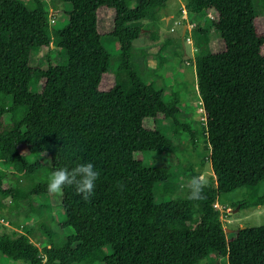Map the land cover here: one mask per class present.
I'll use <instances>...</instances> for the list:
<instances>
[{
  "label": "trees",
  "instance_id": "obj_1",
  "mask_svg": "<svg viewBox=\"0 0 264 264\" xmlns=\"http://www.w3.org/2000/svg\"><path fill=\"white\" fill-rule=\"evenodd\" d=\"M63 1L71 5L59 10L68 19L58 31L66 64L49 57L46 64H34L37 52L50 46L47 7L41 0H34L33 8L22 0H0V161L13 167L11 177L0 170V208L28 201L34 217L47 218L52 204L39 199L53 193L47 181L36 182L44 167L53 172L91 162L100 175L89 201L74 186L63 188L56 205L66 217L56 229L41 226L46 237L41 246L31 238L32 226L21 224L24 232H15L2 224L0 251L26 264L94 259L99 264H264V224L227 231L215 205L221 193L242 186L249 190L238 202L242 208L264 203L258 193L264 181V17L254 0H185L188 12H205L220 34L204 45L196 42V49L206 52L195 56L213 175L203 198L189 199L183 179L178 187L185 193L161 202H155V184L166 192L177 185L167 180L166 166L145 164L143 154L154 152L158 160L175 153L176 130L189 126L179 121V98L165 103L160 89L138 75L131 57L133 41L151 34L166 0H136L134 8L128 0ZM193 28L199 36L206 32ZM153 33L152 41L158 40L159 33ZM103 35L120 43L114 73ZM33 80L36 89L30 91ZM3 95L11 97V105L4 104ZM20 108V119H4ZM164 119L172 120L173 133L160 129ZM33 151L37 157L29 161ZM196 175L192 168L191 176ZM22 179L29 183L26 192L11 183ZM61 232L66 235L56 244L53 236ZM106 245L112 254L103 253Z\"/></svg>",
  "mask_w": 264,
  "mask_h": 264
},
{
  "label": "rangeland",
  "instance_id": "obj_2",
  "mask_svg": "<svg viewBox=\"0 0 264 264\" xmlns=\"http://www.w3.org/2000/svg\"><path fill=\"white\" fill-rule=\"evenodd\" d=\"M30 8L35 6L34 0H22ZM48 9V20L50 26L48 28V35L50 39L49 48L39 50L34 57V64H46L49 57L52 62H58L60 64H66L65 51L59 47L60 38L58 31L65 27L68 23V19L60 14L61 8L68 10L71 9V5L63 0H41ZM168 11L181 13V7L185 6V0H166ZM255 9L258 14L264 17V0H254ZM128 5L134 8L137 3L136 0H128ZM173 6V7H172ZM164 10V9H163ZM190 16L186 19L181 18L179 24L167 25L164 18L160 19L155 26H151V34H146L143 37L135 39L133 41L132 50V62L138 75L145 83H151L154 87L160 89L162 99L165 103H169L174 96H177L180 101L181 113L179 115V121L189 126V130L178 127L175 132V139L178 143L175 153H171L164 156H159L158 160L154 156V152H145L143 154V160L145 164L151 166H157L163 164L168 171L167 180L171 183H176V188L173 191H164L161 186L163 184L156 183L154 186V198L155 202H161L171 199L178 195L185 193L184 188L178 187L179 183L183 182V179L189 180L191 176L192 168L200 173L205 179H209L213 173L210 166V162L207 159L208 150L206 149V141L203 134L204 115L202 110L201 97L198 90L196 70H195V56L203 55L206 50L203 48H197L194 53L192 49L198 47L196 42L206 44L209 40H217L220 36L219 31L212 28L211 19L205 12L193 13L189 12ZM185 16V15H184ZM162 17V16H161ZM212 18V17H211ZM183 21L195 22L196 26L203 28L206 32L199 36L198 31L195 28L188 30L186 35H190L192 38L191 44L181 41V27ZM111 23V21H110ZM150 22L145 21L144 25H149ZM170 26H173L170 28ZM107 29L112 28V25L107 26ZM172 30V31H171ZM153 32L159 33L163 41H152ZM174 37H173V36ZM168 44L159 50L160 44L168 41ZM101 42L110 55L109 70L114 73L121 62V47L116 37L110 35H103ZM36 84L34 80L31 81L29 90L34 91ZM4 104L9 106L12 103L10 96H2ZM24 109L20 108L11 114L7 112L4 115L6 121H16L23 115ZM159 127L167 134H171L174 131V125L172 120L164 119L159 123ZM153 154V155H152ZM37 157V152L33 151L28 155L29 161H34ZM48 156L45 155V159ZM0 170L6 172V175L11 177V171L13 167L0 161ZM52 172L49 168H42L40 170V176L37 181L45 180L48 182ZM11 183L20 186L22 190H27L28 181L22 179L19 182L15 180ZM258 193L264 194V181H261L258 186ZM249 197V190L247 187L242 186L233 189L228 192H223L218 197V207L222 211V220L226 230L239 227L259 226L264 224V203L260 205H254L249 207H241L240 200ZM61 193H53V196L49 194V197L40 198L41 203H48L51 205L46 210L47 218L34 217V212L31 211L28 201H24L15 207L10 205V202L5 203L6 206L0 208V225L4 224L10 231L24 232L21 224H26L28 227L32 226L34 235L31 236L32 240L36 241L39 246L45 237V232L42 229L44 225L48 230L51 228L56 229L57 222H61L65 219V210L61 205H56L60 202ZM49 201V202H48ZM14 203V202H13ZM42 218V219H41ZM9 220V222L4 220ZM12 225V226H11ZM42 226V227H41ZM30 229V228H29ZM229 231V230H228ZM66 233L61 232V236L58 238V234L53 236V240L57 244H61V238ZM103 253L105 255L112 254V248L109 245L103 247ZM212 260V259H211ZM209 260H204L199 264H204ZM99 259H94L87 264H99ZM0 264H26L23 260H14L3 254L0 251Z\"/></svg>",
  "mask_w": 264,
  "mask_h": 264
},
{
  "label": "clouds",
  "instance_id": "obj_3",
  "mask_svg": "<svg viewBox=\"0 0 264 264\" xmlns=\"http://www.w3.org/2000/svg\"><path fill=\"white\" fill-rule=\"evenodd\" d=\"M99 175L91 162L78 163L72 168L61 167L51 173L47 188L51 193H60L65 186H74L76 194L89 201ZM206 186L207 180L202 175L191 177L185 185L188 198L191 200L203 198L202 192ZM119 187L123 190L124 185L120 184Z\"/></svg>",
  "mask_w": 264,
  "mask_h": 264
},
{
  "label": "crops",
  "instance_id": "obj_4",
  "mask_svg": "<svg viewBox=\"0 0 264 264\" xmlns=\"http://www.w3.org/2000/svg\"><path fill=\"white\" fill-rule=\"evenodd\" d=\"M173 7V6H172ZM185 8L186 9V7L185 6H182L181 7V13L180 12H174L173 10H175L174 9V7L172 8V11H168V6H167V4H166V6L163 8V9H161V11H160V15L162 16L160 19H162V18H164V20H165V23L167 24V25H171V23L173 22V24L175 25H177V24H179L180 23V19L181 18H184V19H186L187 17H189L190 16V14H189V12L187 11V9H186V12L184 11V10H182V8ZM185 15V16H184ZM190 25H193V27H194V25H196V23L195 22H190V21H183V23H182V27H181V36H182V34H183V30L185 29V33H184V35L188 32V30L190 29ZM171 27H173V26H170V28L169 29H171ZM172 31V30H171ZM173 36V35H172ZM174 37V36H173ZM158 40H161V41H163L164 39H161V37L159 36V39ZM158 40H156V41H158ZM182 41V40H181ZM182 43H183V45H185L184 43V41H182Z\"/></svg>",
  "mask_w": 264,
  "mask_h": 264
},
{
  "label": "built area",
  "instance_id": "obj_5",
  "mask_svg": "<svg viewBox=\"0 0 264 264\" xmlns=\"http://www.w3.org/2000/svg\"><path fill=\"white\" fill-rule=\"evenodd\" d=\"M182 10H184L185 12H186V9L183 7L182 8ZM190 29H193V25H190ZM189 29V30H190ZM184 40H185V42H189L190 44H191V41H192V38H191V36L190 35H184ZM195 50H196V48L194 47L193 49H192V53H194L195 52ZM215 205H218V203H215Z\"/></svg>",
  "mask_w": 264,
  "mask_h": 264
},
{
  "label": "water",
  "instance_id": "obj_6",
  "mask_svg": "<svg viewBox=\"0 0 264 264\" xmlns=\"http://www.w3.org/2000/svg\"><path fill=\"white\" fill-rule=\"evenodd\" d=\"M184 33H185V29L183 30V34H182V36H181V40H182V41H184ZM228 230L231 231V230H233V229H228ZM228 230H227V231H228Z\"/></svg>",
  "mask_w": 264,
  "mask_h": 264
}]
</instances>
